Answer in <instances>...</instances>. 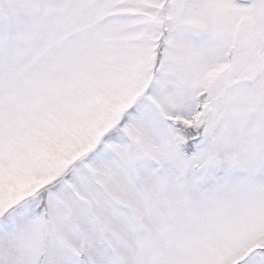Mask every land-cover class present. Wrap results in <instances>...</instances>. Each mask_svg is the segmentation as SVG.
Here are the masks:
<instances>
[{
	"label": "snow or ice",
	"instance_id": "snow-or-ice-1",
	"mask_svg": "<svg viewBox=\"0 0 264 264\" xmlns=\"http://www.w3.org/2000/svg\"><path fill=\"white\" fill-rule=\"evenodd\" d=\"M0 264H264V0H0Z\"/></svg>",
	"mask_w": 264,
	"mask_h": 264
}]
</instances>
